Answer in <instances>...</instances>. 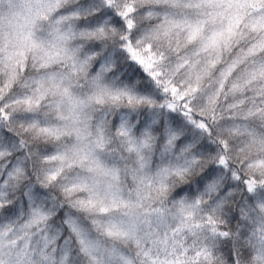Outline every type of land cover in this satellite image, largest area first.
<instances>
[{"label":"snow or ice","instance_id":"obj_1","mask_svg":"<svg viewBox=\"0 0 264 264\" xmlns=\"http://www.w3.org/2000/svg\"><path fill=\"white\" fill-rule=\"evenodd\" d=\"M0 264H264V0H0Z\"/></svg>","mask_w":264,"mask_h":264}]
</instances>
